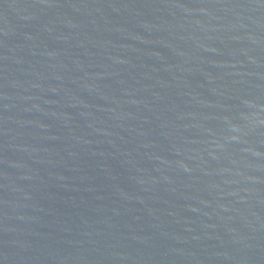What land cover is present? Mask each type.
<instances>
[{"label":"water","instance_id":"1","mask_svg":"<svg viewBox=\"0 0 264 264\" xmlns=\"http://www.w3.org/2000/svg\"><path fill=\"white\" fill-rule=\"evenodd\" d=\"M0 264H264V0H0Z\"/></svg>","mask_w":264,"mask_h":264}]
</instances>
